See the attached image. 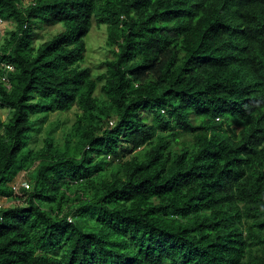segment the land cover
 <instances>
[{
	"label": "trees",
	"instance_id": "1",
	"mask_svg": "<svg viewBox=\"0 0 264 264\" xmlns=\"http://www.w3.org/2000/svg\"><path fill=\"white\" fill-rule=\"evenodd\" d=\"M0 20V264H264V0H0Z\"/></svg>",
	"mask_w": 264,
	"mask_h": 264
},
{
	"label": "rangeland",
	"instance_id": "2",
	"mask_svg": "<svg viewBox=\"0 0 264 264\" xmlns=\"http://www.w3.org/2000/svg\"><path fill=\"white\" fill-rule=\"evenodd\" d=\"M31 0H25V3H28ZM12 30V25L9 23L2 22L0 20V43L4 42V40L9 36L10 31ZM63 31V26L55 25V26H43L38 30L39 38L36 40V44H40L46 42V40L50 39L52 36ZM108 39V30L106 25L98 26L96 22H94V26L86 38L87 42V53L86 59L87 62L85 65L90 66L93 69L95 74L102 73L106 70L105 66L102 65L104 61L107 59H111L113 56L108 49L107 46ZM77 109L74 108L69 112L58 115V113H53L48 120L44 123V127L42 131L38 134L36 142L32 143V146L35 150H39L44 146L45 138L47 136V131L50 129L51 125H55L56 120L60 118L64 121V125L62 127H57L54 129V134L58 140L64 137V129L65 131H69L70 128L75 123ZM9 112L6 108L0 107V117L3 120H7ZM53 123V124H52ZM55 127V126H53ZM29 177L28 173H21L17 177L16 181L13 183V186L20 185L23 182H28ZM3 206H12L15 203L19 202L15 199H0Z\"/></svg>",
	"mask_w": 264,
	"mask_h": 264
},
{
	"label": "built area",
	"instance_id": "3",
	"mask_svg": "<svg viewBox=\"0 0 264 264\" xmlns=\"http://www.w3.org/2000/svg\"><path fill=\"white\" fill-rule=\"evenodd\" d=\"M3 68L5 69L4 70L5 71V74L2 77V79L0 80V82L4 83L8 88H10L11 86H10V83H9V80H8L7 75H8L9 72H13L15 70V68L12 65H3ZM23 188L29 189L28 182H23L20 185H17V186L15 185L14 186V190H15L16 193L17 192H20V190L23 189ZM2 206H3L2 205V202L0 201V208Z\"/></svg>",
	"mask_w": 264,
	"mask_h": 264
},
{
	"label": "clouds",
	"instance_id": "4",
	"mask_svg": "<svg viewBox=\"0 0 264 264\" xmlns=\"http://www.w3.org/2000/svg\"><path fill=\"white\" fill-rule=\"evenodd\" d=\"M2 67H3V66H2ZM1 199H8V198L4 197V198H1ZM70 221H72V220L70 219Z\"/></svg>",
	"mask_w": 264,
	"mask_h": 264
}]
</instances>
